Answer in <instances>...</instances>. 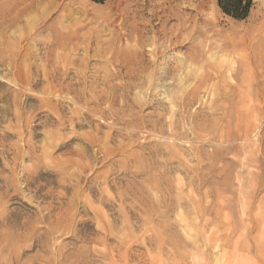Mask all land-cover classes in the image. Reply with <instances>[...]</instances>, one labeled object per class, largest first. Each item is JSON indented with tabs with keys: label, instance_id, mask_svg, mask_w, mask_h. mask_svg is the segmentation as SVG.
Instances as JSON below:
<instances>
[{
	"label": "rangeland",
	"instance_id": "374dc122",
	"mask_svg": "<svg viewBox=\"0 0 264 264\" xmlns=\"http://www.w3.org/2000/svg\"><path fill=\"white\" fill-rule=\"evenodd\" d=\"M55 1L0 0V264H264V68L144 43L174 0Z\"/></svg>",
	"mask_w": 264,
	"mask_h": 264
},
{
	"label": "bare ground",
	"instance_id": "6f19581e",
	"mask_svg": "<svg viewBox=\"0 0 264 264\" xmlns=\"http://www.w3.org/2000/svg\"><path fill=\"white\" fill-rule=\"evenodd\" d=\"M37 3L38 5L44 4L43 7L45 11H48V13L50 12L56 13V11H58V8H59V4H57L55 0H37ZM174 3L175 5L172 7L168 6L167 15H165L166 17L164 20H162L160 25L154 26L153 28H151V32L153 35L151 36L149 35L150 31L146 29V26L144 29L145 31L141 30V39L144 43H148L151 40L152 41L155 40V38L158 35H161L164 41H169L170 43H174V42H178L184 35L188 34V37H189L188 56H191L195 59L196 58L199 59V57L205 56L208 54L212 55L215 53V56H216V53H221L222 55L238 54L241 57L242 53L240 54V51L243 50L245 54H248V53L251 54L252 56H250V58L253 57L254 61L256 62L255 64L257 66L262 67L261 69L263 70L264 68V44L260 42L261 39H258L260 38V35L258 33L254 34L252 30L245 29L246 26L241 27V26H237L233 24L228 29H223V28L219 29L218 22L210 18L209 15L207 14V9L210 8V4L208 0H197L196 3H189V5H188V0H174ZM3 9H5V7L1 8L0 12H2L1 10ZM30 9L32 10V9H38V8L33 6V7H30ZM85 10H87L85 3L80 4L78 8L70 6L68 10H64L65 12L67 11V13L64 15L61 12L62 18L60 17V14H58L57 17H55L54 22L59 23V21H62L63 23V20L73 18L76 11L82 12ZM92 10H94L95 12L98 10V8H93ZM24 12L25 11L22 10L18 14L21 15ZM7 16H8L7 14L4 15L5 20ZM240 28H242L243 30H241ZM141 53L142 55H144L143 52ZM245 56L246 55H243L242 57H245ZM242 61L243 62H241V65L243 64L244 67L250 65L251 63L249 62L248 58ZM242 69L244 70V74H241L240 72L239 74L238 73L239 70H236L237 71L236 74L238 78L240 77V78L246 79L251 74V70L247 68L246 69L247 72H245V69L244 68ZM173 70L174 69L171 67L167 68L165 70V73H171L173 72ZM221 75H223V73H221ZM212 77L213 76L211 73H205L201 75L196 85L193 86L192 89H190V94H191L190 101H193V99H195L194 96H196L202 90V88H204L205 90L211 89L209 85L207 84V82L210 79H212ZM243 87L246 88L245 90L249 91L254 88V84L248 83L245 86L243 85L240 88V90H244L242 89ZM229 90L234 91L236 90V87L230 84L228 87V90L224 89V92H227ZM170 241H172L171 238H170Z\"/></svg>",
	"mask_w": 264,
	"mask_h": 264
},
{
	"label": "trees",
	"instance_id": "16d2710c",
	"mask_svg": "<svg viewBox=\"0 0 264 264\" xmlns=\"http://www.w3.org/2000/svg\"><path fill=\"white\" fill-rule=\"evenodd\" d=\"M93 1L104 3L107 0ZM253 3L254 0H218V4L223 12L237 19H245L248 17Z\"/></svg>",
	"mask_w": 264,
	"mask_h": 264
}]
</instances>
